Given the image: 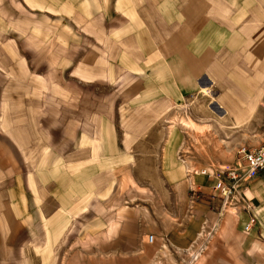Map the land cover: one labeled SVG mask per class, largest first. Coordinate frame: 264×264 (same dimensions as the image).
I'll return each instance as SVG.
<instances>
[{
  "label": "rangeland",
  "instance_id": "obj_1",
  "mask_svg": "<svg viewBox=\"0 0 264 264\" xmlns=\"http://www.w3.org/2000/svg\"><path fill=\"white\" fill-rule=\"evenodd\" d=\"M226 1L234 7L230 12L224 11L220 0H212L209 30L217 54L209 69V86L172 100L164 96L162 85L157 90L154 86L164 82L163 68L155 66L154 30L160 27L170 33L179 17V0H0V264L192 261L213 234L220 205L226 201L220 192L211 191L214 180L208 174L239 166L240 148L264 141V96L254 115L242 124L217 101L225 91L219 67L229 68L227 76L226 69L220 75L242 90L237 66L230 67L239 66L254 49L250 39L264 28V0ZM147 7L154 20L143 14ZM101 11L108 25L122 20V37L153 57L137 66L125 53L113 62L138 80L130 77L118 86L77 78L85 37L74 19L77 13L90 19ZM120 37L116 34L114 39ZM26 38L28 42L23 41ZM254 43L261 47L260 40ZM20 64L30 76L28 82L9 77L11 71L21 72ZM53 84H59L58 97L50 100ZM31 88L33 95L24 100L19 93ZM137 89L145 100L133 94ZM11 95L19 104L23 99L21 104ZM188 118L208 125L206 135L200 137L183 125ZM11 132L18 133V139L10 137ZM26 136L30 150L21 145ZM93 138L101 142V159H94ZM47 157L46 166L39 169ZM64 160H82L77 173L65 172L70 165ZM34 173L39 203L32 192ZM200 185L209 188L202 191ZM90 186L95 194L80 203ZM41 208L48 219L61 210L70 214L50 224L39 218ZM58 225L64 233L58 240L50 237L47 247V238ZM193 233L195 239L184 247Z\"/></svg>",
  "mask_w": 264,
  "mask_h": 264
},
{
  "label": "crops",
  "instance_id": "obj_2",
  "mask_svg": "<svg viewBox=\"0 0 264 264\" xmlns=\"http://www.w3.org/2000/svg\"><path fill=\"white\" fill-rule=\"evenodd\" d=\"M220 1L225 12L233 10L234 7L230 2L226 0ZM179 5V17L176 24L172 26L170 33L160 27H155L154 30V39L158 41L155 51L157 59L155 66L159 65L164 71V77H162L164 84L159 82V84L156 83L154 86L155 88L158 87V89L161 85L162 87L165 86L166 88L161 87V90L166 91L164 96L170 97L172 100L190 96L193 92L201 91L209 86L211 82L209 69L213 66L217 54V46L213 40L214 35L211 38V29L209 30V24L212 27L211 22L213 21L211 15L213 9L212 0H179ZM148 11V7L147 9L144 8L143 14L154 20L152 13ZM74 20L78 30L85 37V43L81 48L84 58L79 64L77 63L76 69L77 78L84 82L113 84L117 82L119 86L122 82L128 81L130 77L138 80L139 77L134 73L119 63L113 62L123 58L122 54L125 53H128L135 60L137 66L142 63H149L153 59V57H146L139 44L133 43L130 38L122 37V28L124 26L122 20H115L108 25L106 14L103 11L90 19L83 14L77 13ZM21 31H25V29L21 28ZM212 31L214 34V30ZM116 34L121 37L114 39ZM23 41L28 42V38ZM93 43H96L95 47H93ZM58 45L65 52V47L60 42ZM103 48H106V51ZM19 67L21 72H23V69L26 70L23 64H20ZM219 69H226L225 76L229 74V68L219 67ZM219 69L218 71H220ZM16 71L8 72L9 77H13L12 80L20 79L27 82L30 80L28 72L21 73L18 72V69ZM218 71L217 74L219 73ZM154 79L157 80L156 77ZM226 80L230 84L232 83L228 78ZM235 89V92L241 91L236 87ZM33 92L34 89L32 88L31 90L26 89L24 93L20 92L19 95H22L23 99L27 100L28 94L32 96ZM158 93L156 96H159ZM133 94L137 99L145 100L146 95L143 97L138 89ZM11 98H13V95H11ZM23 99L19 100L20 104ZM166 100L172 106L175 105L169 98H166ZM10 103L14 104L13 101ZM2 104L9 106L7 102ZM17 104L20 105L19 103ZM10 125L11 127H8L11 128L10 131L14 130L13 127L15 126H12V122ZM1 126L3 129L6 128L5 124ZM28 128H26V132L30 136ZM11 135L12 132L9 136L11 137ZM12 137L18 139V133H14ZM17 139L15 140L16 144ZM29 141L30 138L27 137L25 141L21 142V145L25 146L27 150H30L27 147L30 143ZM1 170L3 168L0 162V176L2 174ZM5 173L3 174L6 176ZM189 173L193 174L192 171ZM196 175L199 174L196 173ZM202 175L207 176V174ZM211 183L213 184L212 181ZM214 186L215 182L211 186V191H215ZM199 187L202 191L209 188L205 185H200ZM89 192L95 194L91 186ZM235 196L237 199H241V202L236 206L231 205V197L226 198L224 204L220 205L222 210L213 234L201 246L202 248L192 258V261L189 260L185 264H264V170L256 174H245L239 183ZM59 205L61 208L62 204ZM247 226H250V228L246 229ZM196 235V233L189 234L184 247L188 246L187 244L193 241ZM169 241L172 245L175 242L173 237H170ZM179 247L177 246V248ZM179 249L183 250L182 248ZM169 262L170 264H175L172 260H169Z\"/></svg>",
  "mask_w": 264,
  "mask_h": 264
},
{
  "label": "bare ground",
  "instance_id": "obj_3",
  "mask_svg": "<svg viewBox=\"0 0 264 264\" xmlns=\"http://www.w3.org/2000/svg\"><path fill=\"white\" fill-rule=\"evenodd\" d=\"M255 21L257 23L259 22L257 17H255ZM256 33H257V37H253V39L252 38L250 39L251 44L254 45V49L252 50L251 53H248V58L245 59L243 61V63L239 64V66H238V64H235L234 66L231 67V68H233V67L237 66L236 69H235V71H236L235 73L238 74V79L240 81V85H241V89L242 90L235 92V90H236L235 87L233 85H231L230 82H228L226 80L227 77L220 75L221 72L223 71V69H219L220 71H218L219 72L218 73L219 82L224 84L225 91L222 92V94L220 95V97H219V99L217 101H218V103H219L221 108L226 109L229 113H231L233 115V117L236 119L238 124H242L243 122L248 121L254 115L255 111L257 110V107L259 106V103L261 102V100L263 99V96H264V34H263L264 33V28L261 27ZM259 33H261V34H259ZM255 39L260 40L261 47H258V46L256 47V44L254 43ZM258 48H259V50H258ZM58 85L57 84H53V90L51 89L52 90V98H50V100L51 99H56L58 97V92H57ZM41 88H42V86H41ZM203 90H205V89H203ZM213 98L216 99V97H213ZM239 102L242 105L241 107L237 106L238 105L237 103H239ZM187 106H189V105H187ZM186 107H183V108L186 109ZM186 117H187V115H186ZM192 118H188V119H185V120L183 119L182 120V123H184L183 125H187L188 127L194 129L195 132L197 133V135H199L200 137H201L202 134L207 133L206 130H207L208 125L202 124L203 122L202 123H198L199 121L197 122V121L193 120ZM230 120H231V118H230ZM84 133L88 134L87 132H84ZM127 136H129V135L127 134ZM200 140H202V139H200ZM91 146L93 147V151H94V154H95L94 155V159H97V157L100 156V150H101V142H100V140H97V139L93 138V143H92ZM201 146H202L201 148H205V150H206L207 147H206L205 144H202ZM206 151H208V149ZM45 155H47V153ZM49 159H50V157H47L45 159V161L40 163L38 168L40 169V168H43L44 166H46L47 161ZM92 159H93V157H92ZM43 160H44V158H43ZM64 161L66 162V160H64ZM81 163H82V160L80 161V163H77V162L76 163H67V164L70 165V167L68 166V168H65L64 171L65 172L67 171V173H68V171L71 170L72 172L77 173V169H79V168H77V164L80 165ZM38 168H35V169H38ZM34 176H35V173L32 176V179H33L32 192L36 194V196H37L36 197V202L39 203L40 202V197H39V192L37 190V186H36V182H35ZM94 185L96 187H98L97 184H95V182H94ZM91 196H92V193L90 192L88 194V196H85L84 198H80L79 199L80 203H82L83 201L89 199ZM39 213H40L39 214V218H41L43 220L46 219V220H48V222L50 224H53V223L62 222L64 220L63 218H65V215L68 212L66 210H61L52 219H48L45 216L42 208L40 209ZM68 214H70V213H68ZM63 230H64V227L61 226V225H58V227L55 228L53 235L49 234V236L47 238V247H49V244H50L49 243L50 237H53L54 239L58 240L63 235V233H64ZM52 251L53 250H51V248H49L48 251H46L50 258L52 257L51 256L52 255Z\"/></svg>",
  "mask_w": 264,
  "mask_h": 264
},
{
  "label": "built area",
  "instance_id": "obj_4",
  "mask_svg": "<svg viewBox=\"0 0 264 264\" xmlns=\"http://www.w3.org/2000/svg\"><path fill=\"white\" fill-rule=\"evenodd\" d=\"M239 162L237 167L224 171H216L209 175L215 182V190L220 192L225 198L231 197V205H237L241 199H237L235 193L239 188V183L245 174H256L264 170V141L256 147H242L239 150ZM207 174V172H203ZM247 226L246 229H249ZM150 243H154L155 236H150Z\"/></svg>",
  "mask_w": 264,
  "mask_h": 264
}]
</instances>
